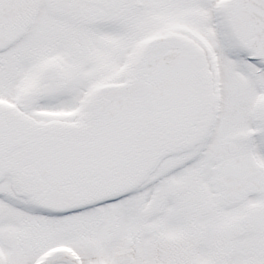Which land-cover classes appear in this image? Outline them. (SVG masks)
<instances>
[{
    "label": "snow or ice",
    "instance_id": "snow-or-ice-1",
    "mask_svg": "<svg viewBox=\"0 0 264 264\" xmlns=\"http://www.w3.org/2000/svg\"><path fill=\"white\" fill-rule=\"evenodd\" d=\"M0 264H264V0H0Z\"/></svg>",
    "mask_w": 264,
    "mask_h": 264
}]
</instances>
